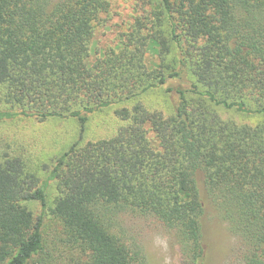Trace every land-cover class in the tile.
Listing matches in <instances>:
<instances>
[{
    "label": "trees",
    "instance_id": "obj_1",
    "mask_svg": "<svg viewBox=\"0 0 264 264\" xmlns=\"http://www.w3.org/2000/svg\"><path fill=\"white\" fill-rule=\"evenodd\" d=\"M137 3L99 48L108 0H0V121L78 128L50 166L52 203L19 156L0 154V264H147L124 227L134 217L173 233L180 264H209L211 216L239 241V264H264V0ZM153 90L166 109L143 102ZM107 109L121 125L84 140Z\"/></svg>",
    "mask_w": 264,
    "mask_h": 264
},
{
    "label": "rangeland",
    "instance_id": "obj_2",
    "mask_svg": "<svg viewBox=\"0 0 264 264\" xmlns=\"http://www.w3.org/2000/svg\"><path fill=\"white\" fill-rule=\"evenodd\" d=\"M110 3L109 20L105 26L96 30L95 42L99 48L112 46L136 17L138 0H108ZM147 8V6H146ZM150 66L154 59H146ZM3 90L0 88V98ZM150 108L166 109L167 97L160 90H153L142 98ZM7 106L0 104V111ZM224 116L239 122H256V118L226 111ZM121 125L114 117L112 109L98 112L90 117L84 140H96L111 136ZM78 139L77 124L73 120H48L39 122L33 118L17 117L0 121V154L19 156L26 171L35 175L39 184L47 183L46 196L52 203L55 196V183L49 179L54 158L65 152ZM34 216L40 215L37 202L27 203ZM124 227L137 242L146 257L147 264H180L178 246L173 233L165 229L152 218H128ZM206 238L210 243L209 264H239V241L226 229L224 223L216 217H207L205 221Z\"/></svg>",
    "mask_w": 264,
    "mask_h": 264
}]
</instances>
